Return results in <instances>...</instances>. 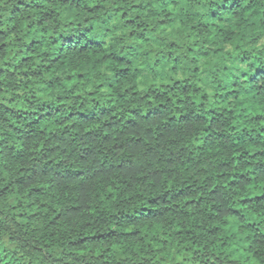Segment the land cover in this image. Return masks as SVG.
Masks as SVG:
<instances>
[{
  "label": "trees",
  "instance_id": "trees-1",
  "mask_svg": "<svg viewBox=\"0 0 264 264\" xmlns=\"http://www.w3.org/2000/svg\"><path fill=\"white\" fill-rule=\"evenodd\" d=\"M0 264H264V0H0Z\"/></svg>",
  "mask_w": 264,
  "mask_h": 264
}]
</instances>
